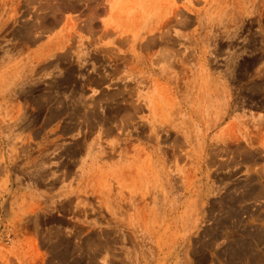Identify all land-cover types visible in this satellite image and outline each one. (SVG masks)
<instances>
[{"label":"rangeland","instance_id":"rangeland-1","mask_svg":"<svg viewBox=\"0 0 264 264\" xmlns=\"http://www.w3.org/2000/svg\"><path fill=\"white\" fill-rule=\"evenodd\" d=\"M193 2L131 41L104 0H0V264H264V0L228 47L143 46Z\"/></svg>","mask_w":264,"mask_h":264},{"label":"crops","instance_id":"crops-1","mask_svg":"<svg viewBox=\"0 0 264 264\" xmlns=\"http://www.w3.org/2000/svg\"><path fill=\"white\" fill-rule=\"evenodd\" d=\"M5 3V0H3ZM120 1V4H119ZM177 0H104L105 8L99 18V25L102 27H113L131 34V41L142 34H148L157 29L166 19H171L176 15L177 7L173 2ZM190 2L197 0H189ZM205 4L202 13H188L195 17V23L189 28H181L174 21L171 31V40L152 39L147 42L144 47L159 48H200V47H217L225 48V37L230 31H236L234 27L237 24L230 25L228 22L229 12L226 10L228 0H201ZM236 1V0H233ZM260 15V14H259ZM198 16V17H197ZM261 18V16H260ZM197 19V21H196ZM260 28V27H259ZM263 35L264 28H260ZM210 43V44H209ZM219 60H223V51ZM237 54L239 52L237 51ZM197 57V56H196ZM161 58V57H160ZM127 60H129L127 58ZM159 61L160 60H156ZM133 64V60L130 61ZM170 63H176L172 60ZM131 69H134L131 67ZM130 70V69H129ZM159 75L164 70L159 68L156 70ZM128 78V76H126ZM129 79V78H128ZM139 80V79H137Z\"/></svg>","mask_w":264,"mask_h":264}]
</instances>
